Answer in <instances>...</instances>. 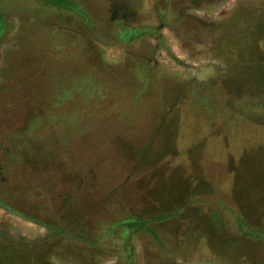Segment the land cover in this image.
Masks as SVG:
<instances>
[{
	"label": "rangeland",
	"instance_id": "obj_1",
	"mask_svg": "<svg viewBox=\"0 0 264 264\" xmlns=\"http://www.w3.org/2000/svg\"><path fill=\"white\" fill-rule=\"evenodd\" d=\"M0 165V264H264V0H0Z\"/></svg>",
	"mask_w": 264,
	"mask_h": 264
},
{
	"label": "flooded vegetation",
	"instance_id": "obj_2",
	"mask_svg": "<svg viewBox=\"0 0 264 264\" xmlns=\"http://www.w3.org/2000/svg\"><path fill=\"white\" fill-rule=\"evenodd\" d=\"M0 169H1V165H0ZM17 177V176H16ZM16 177H15V179L14 180H16ZM5 180V176L1 173V171H0V183L1 182H3ZM0 207L6 212V211H11V212H13V213H15L14 212V210H12L11 208H9V206H7V205H5L4 203H2V202H0ZM10 209V210H9Z\"/></svg>",
	"mask_w": 264,
	"mask_h": 264
},
{
	"label": "trees",
	"instance_id": "obj_3",
	"mask_svg": "<svg viewBox=\"0 0 264 264\" xmlns=\"http://www.w3.org/2000/svg\"><path fill=\"white\" fill-rule=\"evenodd\" d=\"M55 4H58V3H55ZM132 224H134V223H131V224H129V225L132 226ZM245 233H246V232L243 231V234H245Z\"/></svg>",
	"mask_w": 264,
	"mask_h": 264
}]
</instances>
